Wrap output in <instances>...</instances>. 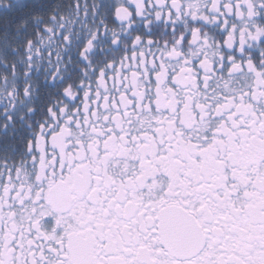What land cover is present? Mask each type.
<instances>
[{
	"label": "snow or ice",
	"instance_id": "snow-or-ice-1",
	"mask_svg": "<svg viewBox=\"0 0 264 264\" xmlns=\"http://www.w3.org/2000/svg\"><path fill=\"white\" fill-rule=\"evenodd\" d=\"M0 264H264V0H0Z\"/></svg>",
	"mask_w": 264,
	"mask_h": 264
}]
</instances>
